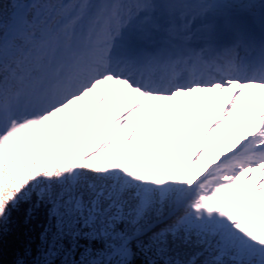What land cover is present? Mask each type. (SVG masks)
Returning a JSON list of instances; mask_svg holds the SVG:
<instances>
[{
    "label": "snow or ice",
    "instance_id": "1",
    "mask_svg": "<svg viewBox=\"0 0 264 264\" xmlns=\"http://www.w3.org/2000/svg\"><path fill=\"white\" fill-rule=\"evenodd\" d=\"M63 3H0V242L27 204L35 264H264V0Z\"/></svg>",
    "mask_w": 264,
    "mask_h": 264
},
{
    "label": "trees",
    "instance_id": "2",
    "mask_svg": "<svg viewBox=\"0 0 264 264\" xmlns=\"http://www.w3.org/2000/svg\"><path fill=\"white\" fill-rule=\"evenodd\" d=\"M13 0H0V3H3L6 6H11ZM27 2V0H25ZM59 7H63L61 4ZM58 9H54L55 11ZM29 205H23L20 210L15 213L7 225V231L3 235L2 242H0V249H2V254H0V261L2 264H16L18 260H23L25 264H35V261L40 258V252L43 247H45L44 242L41 237L44 232V229L48 226V220L40 212H34L29 215ZM155 218H152V221ZM167 221H164L157 226L152 228V231H159L167 227ZM182 233V234H181ZM179 233V238H185L187 235L183 231ZM185 234V235H183ZM171 236V235H170ZM189 239H193L195 235H191ZM196 238V237H195ZM50 239V238H49ZM196 240V239H195ZM83 244V241L81 242ZM182 245H179V247ZM197 252L201 250V247L198 246ZM137 252L141 251L136 249ZM143 251L139 253L141 255ZM171 253L169 252L167 256H160L156 264H164L162 260L168 259ZM154 258V257H152ZM165 258V259H164ZM175 261H180L178 257H172ZM152 259L151 261H153ZM150 261V262H151ZM149 261L142 259V256H138L135 260V264H150ZM59 264V261L57 262Z\"/></svg>",
    "mask_w": 264,
    "mask_h": 264
},
{
    "label": "rangeland",
    "instance_id": "3",
    "mask_svg": "<svg viewBox=\"0 0 264 264\" xmlns=\"http://www.w3.org/2000/svg\"><path fill=\"white\" fill-rule=\"evenodd\" d=\"M224 134H225V144H226L227 143V130H225ZM216 135H219V133H217ZM213 143L215 144V139L213 140ZM185 236H186L185 238H175L173 236L168 237L169 247L171 249V251H169L171 255L170 257H168V259H173L172 257H178L181 261L180 264H188L189 259L192 258L191 253L197 252L198 247L196 246V240H195L196 238L193 237V239H189L192 237H189L188 235H185ZM179 245H182V246L179 247ZM140 252L142 251H139V252L136 251L135 257H134L135 260L138 258V256H142V259H144L146 262L147 261L150 262L152 259H154L156 262H158L159 260V258H157V253L155 252H147V253L144 252L141 255H139ZM75 259H79V256H76ZM165 260H162V261L164 262ZM173 261L175 262V260Z\"/></svg>",
    "mask_w": 264,
    "mask_h": 264
}]
</instances>
